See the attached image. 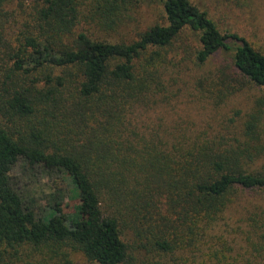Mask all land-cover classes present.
<instances>
[{
  "label": "trees",
  "instance_id": "obj_1",
  "mask_svg": "<svg viewBox=\"0 0 264 264\" xmlns=\"http://www.w3.org/2000/svg\"><path fill=\"white\" fill-rule=\"evenodd\" d=\"M18 1L20 15L0 0V246L63 245L97 264H124L120 218L131 216L140 238L169 253L168 241L184 246L177 235L209 227L236 192L264 191V172L248 169L263 152L254 115L244 131L142 120L149 105L173 96L164 79L171 52L201 69L194 87L215 104L248 85L264 89V53L246 39L221 31L189 0H151L162 20L129 44L74 34L77 0ZM130 1L100 0L96 9L112 26ZM11 19L20 30L16 47ZM19 162L65 179L76 216L55 201L39 207L23 197L12 180Z\"/></svg>",
  "mask_w": 264,
  "mask_h": 264
},
{
  "label": "rangeland",
  "instance_id": "obj_2",
  "mask_svg": "<svg viewBox=\"0 0 264 264\" xmlns=\"http://www.w3.org/2000/svg\"><path fill=\"white\" fill-rule=\"evenodd\" d=\"M189 1L207 10L221 31L229 30L264 53V0ZM157 2L131 0L117 16V23L107 26L96 9L102 4L100 0H77L79 18L74 34L82 32L92 40L111 44L132 43L139 34L162 20L161 5ZM6 10L20 15V2L9 0ZM12 21V38L8 39L16 47L20 30L17 31L19 25ZM179 53L178 57L172 52L165 57L168 67L164 79L173 96L166 103L149 105L143 122L185 126L187 131H244L250 116L254 115L258 120L255 131L260 132L257 144L263 152L248 169L264 172V89L248 85L221 104H215L199 95L194 87L201 69L190 57ZM214 63H209L204 70L213 69ZM53 141L60 149H67L63 137L55 136ZM62 179L40 168L30 170L22 162L12 172L13 183L23 197L30 198L39 207L55 201L61 205L63 214L75 217L78 199L69 193ZM232 196V203L209 227L200 224L192 233L184 229L180 237V233L177 235L187 241L184 246L167 240L173 246L169 253L155 250L145 238H140L137 231L143 230L131 216L120 218L121 240L127 247L124 264H264V191H238ZM251 218L256 219L257 225H252ZM177 236L170 235V239L176 242ZM0 249L5 252L1 264H97L80 251L63 245H21L15 250L1 245Z\"/></svg>",
  "mask_w": 264,
  "mask_h": 264
}]
</instances>
